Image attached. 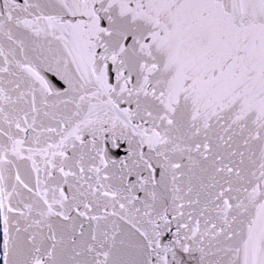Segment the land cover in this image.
<instances>
[{
	"label": "snow or ice",
	"instance_id": "snow-or-ice-1",
	"mask_svg": "<svg viewBox=\"0 0 264 264\" xmlns=\"http://www.w3.org/2000/svg\"><path fill=\"white\" fill-rule=\"evenodd\" d=\"M0 264H264V0H0Z\"/></svg>",
	"mask_w": 264,
	"mask_h": 264
}]
</instances>
